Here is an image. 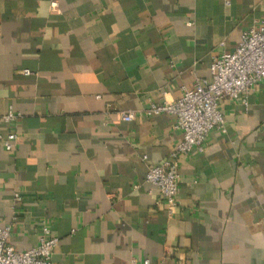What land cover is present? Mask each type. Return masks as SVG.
<instances>
[{"label": "crops", "instance_id": "obj_1", "mask_svg": "<svg viewBox=\"0 0 264 264\" xmlns=\"http://www.w3.org/2000/svg\"><path fill=\"white\" fill-rule=\"evenodd\" d=\"M262 20L264 0H0V136L18 135L13 150L0 138L10 243L36 246L49 220L53 264H264V80L249 107L221 101L226 132L181 158L173 207L146 175L182 132L143 113L209 78Z\"/></svg>", "mask_w": 264, "mask_h": 264}, {"label": "built area", "instance_id": "obj_2", "mask_svg": "<svg viewBox=\"0 0 264 264\" xmlns=\"http://www.w3.org/2000/svg\"><path fill=\"white\" fill-rule=\"evenodd\" d=\"M55 6L56 3L53 2ZM25 74L32 71L26 69ZM264 80V20L245 30L232 52H222L211 63L209 78L199 79L193 88L185 89L177 100L150 102L143 110L149 117L163 113L175 116V128L182 139L159 165L148 168L146 180L152 183L170 206L177 205L180 182V160L193 152L203 153L213 130L226 132V122L221 110L224 99L240 100L249 107L250 94ZM22 114L11 111L5 120L15 121ZM133 111L122 112L125 121L135 118ZM6 149L13 150L18 135L15 132L0 136ZM20 199V192L15 193ZM11 225L0 224V264H53V255L59 238L53 234L49 220H42L39 243L31 248L17 249L10 243ZM141 264H154L145 258ZM162 264V263H157Z\"/></svg>", "mask_w": 264, "mask_h": 264}]
</instances>
